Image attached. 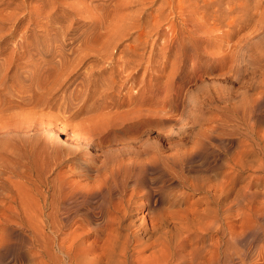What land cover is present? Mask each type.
Masks as SVG:
<instances>
[{
	"label": "rangeland",
	"instance_id": "rangeland-1",
	"mask_svg": "<svg viewBox=\"0 0 264 264\" xmlns=\"http://www.w3.org/2000/svg\"><path fill=\"white\" fill-rule=\"evenodd\" d=\"M21 1L0 0V264L34 263L22 231L11 225L21 199L29 201L34 189L46 202L50 221L54 215L51 202L63 186L99 189L104 173L117 162L156 158L168 163L169 156L199 149L197 140L211 125H216L215 135L225 140L211 139L192 157L194 167L185 173L205 175L207 182L215 184L224 178L228 159L241 141L253 139L252 128L264 129V0L208 4L198 0L194 10L190 4L195 0L180 4L174 0L164 6L161 20L157 19L158 0L153 7L146 5L144 32L128 29L127 35L120 34L123 15L140 8L136 2L116 13L111 0H56L54 14L38 22L39 8L46 0H27L29 6H20ZM16 12L19 17L13 19ZM50 23L56 30L49 40L54 44L47 48ZM103 45L114 51L113 58L99 60L97 54L88 52L80 59L89 49ZM39 70L45 72L43 79L56 84V101L35 115L39 116L33 122L40 125L34 126L20 115L27 106H20V100L42 94L39 80L32 79ZM42 121L62 135L75 131L83 135L62 146L43 135ZM85 136L92 138L93 146L85 144ZM79 141L82 147L75 145ZM263 152L247 173L255 176L249 187L255 202L264 197V165L257 167L264 162ZM160 173L150 170L148 175ZM169 182L170 197L182 206L208 194L188 191L173 179ZM242 184L239 180L238 187ZM98 200L94 198L90 205ZM241 207L238 203L231 208L236 218L245 213ZM97 219L92 215L91 225ZM55 235L48 231L46 244L41 246L42 264H61V254L50 246ZM93 239L94 235L88 237V241Z\"/></svg>",
	"mask_w": 264,
	"mask_h": 264
},
{
	"label": "bare ground",
	"instance_id": "bare-ground-1",
	"mask_svg": "<svg viewBox=\"0 0 264 264\" xmlns=\"http://www.w3.org/2000/svg\"><path fill=\"white\" fill-rule=\"evenodd\" d=\"M157 1L111 0L110 2L114 6L113 11L116 13L126 9L130 2L141 5L135 11L123 15L125 20L120 34L127 35L129 32L125 30L134 28L142 30L143 33L146 25L142 19L144 15L146 16V11H144L147 8L146 5L153 7ZM177 1L180 4L183 0ZM203 1L208 4L214 0ZM21 2L20 6L30 5L27 0ZM172 2L174 0L160 1L157 7V19L161 20L164 6ZM197 2L198 0H195L190 4L191 9L194 10L197 7ZM73 6L80 11H88L86 8ZM54 7H56V0H46L39 8L36 20L42 22L43 17L52 16ZM138 11L140 14L137 13ZM18 17L19 13L16 12L12 18L17 19ZM54 30L56 27L52 23L48 24L46 33L48 41L43 42L47 48L54 44L49 41L53 38L51 33ZM114 46L116 47L118 44L115 43ZM130 49H132L133 55L136 54L135 47ZM24 52L23 49L22 53ZM88 52L97 54L99 60H106L108 57L113 58L114 56V51L103 45L96 49H89L80 56V59ZM22 53L19 54L22 55ZM60 54H62L61 51ZM44 70H39L32 76L33 82L39 80L38 88L41 89L42 94L20 100V106L27 105L19 112L20 115H25L32 122L30 125L34 126L40 125L33 122L39 116L35 115L46 110L44 108L52 107L56 101L54 100L56 84H51L42 78L45 74ZM112 87H114L113 84ZM132 95H134L133 92ZM16 113L17 111L14 112V115ZM40 123H42L41 132L43 135L56 140L62 146L71 145L83 135L81 131H75L72 135H62L58 128L53 127L50 123H45V121ZM215 129L216 125H211L206 130L207 132H203V136H199L197 140L199 149H194L187 154L169 156L168 163L160 162L156 158L154 160L147 158L141 162H117L115 167H110L105 173L103 172L102 185L101 187L97 185L100 187L99 189L89 191L71 185L63 186L61 191H58L59 195L56 197V201L52 200L54 197L51 199L54 215L50 221L45 213L46 202L41 200L38 188L34 189V194L29 196V201L21 199V207L16 208L17 214L11 221L12 228H19L22 231L25 245L34 255L33 264H42L40 261L41 246H45L50 230L56 232V238H51L53 243L50 246L52 245V249H56L61 254V264H264V197H261L262 199L259 201H254L253 194L255 193H252L254 190L250 192L249 187L254 182L255 176L254 173L247 175L248 170L256 166L254 164L258 160L256 157L264 151V129L252 128L253 139L245 138L241 141L239 148L228 159L227 173L223 176L222 181L211 184L207 182L205 175H188L185 171L194 167L190 163L192 157L196 153H200L211 139L225 140L215 135ZM85 137L88 139L85 144L93 146L95 142L92 138ZM75 145L82 147L80 141ZM263 163L258 162V169L263 168ZM150 170L161 173L149 176ZM166 175L169 176V179ZM172 179L173 182H178L182 188L188 191L200 190L208 194L194 204L186 203L185 206H182L173 197H170L169 180ZM239 180L243 182L241 188L238 187ZM255 191H260V189ZM184 194L185 192L180 193V195ZM94 198L99 200L95 205H90ZM238 203L245 211L240 218H236L237 214L235 213L236 216H233L231 212L232 206ZM237 210L239 212L240 209ZM92 215H95L99 220L95 225H91ZM69 223L71 226L68 229ZM65 228L68 231L64 233ZM92 235H94V239L88 241V237Z\"/></svg>",
	"mask_w": 264,
	"mask_h": 264
}]
</instances>
